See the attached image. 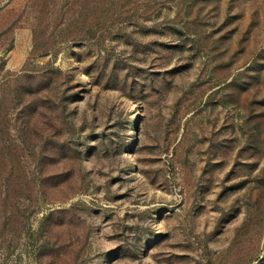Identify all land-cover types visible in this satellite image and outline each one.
Instances as JSON below:
<instances>
[{
  "label": "rangeland",
  "instance_id": "1",
  "mask_svg": "<svg viewBox=\"0 0 264 264\" xmlns=\"http://www.w3.org/2000/svg\"><path fill=\"white\" fill-rule=\"evenodd\" d=\"M0 264H264V0H0Z\"/></svg>",
  "mask_w": 264,
  "mask_h": 264
},
{
  "label": "trees",
  "instance_id": "2",
  "mask_svg": "<svg viewBox=\"0 0 264 264\" xmlns=\"http://www.w3.org/2000/svg\"><path fill=\"white\" fill-rule=\"evenodd\" d=\"M69 121L62 119L59 120L56 124H54L55 130L53 131V137H52V154L54 156V160L59 164L62 161H64V157L68 153V151L73 148L74 142L69 143L67 140L68 136L65 134V129L61 127V125H64L66 127L67 123ZM82 125H79V128ZM90 128H93V126H89ZM102 135H98V138L101 139V143H103V138H101ZM87 138V137H86ZM78 149L72 150V152L76 153ZM73 153V156H74Z\"/></svg>",
  "mask_w": 264,
  "mask_h": 264
}]
</instances>
